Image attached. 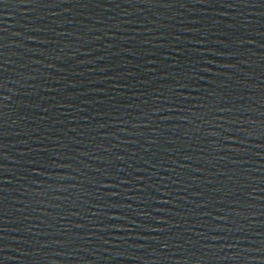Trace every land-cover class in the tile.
<instances>
[{"label": "water", "instance_id": "water-1", "mask_svg": "<svg viewBox=\"0 0 264 264\" xmlns=\"http://www.w3.org/2000/svg\"><path fill=\"white\" fill-rule=\"evenodd\" d=\"M0 264H264V0H0Z\"/></svg>", "mask_w": 264, "mask_h": 264}]
</instances>
